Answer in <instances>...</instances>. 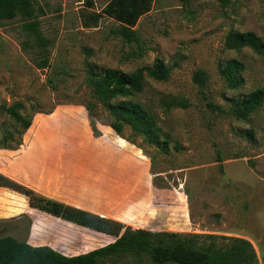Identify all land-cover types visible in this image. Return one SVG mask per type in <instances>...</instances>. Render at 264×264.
Segmentation results:
<instances>
[{
    "label": "rangeland",
    "instance_id": "obj_1",
    "mask_svg": "<svg viewBox=\"0 0 264 264\" xmlns=\"http://www.w3.org/2000/svg\"><path fill=\"white\" fill-rule=\"evenodd\" d=\"M110 1L35 0L43 10L40 30L50 41V67L45 69L36 66L39 58L33 51L21 49L22 22H3L0 106L22 102V113L33 122L18 149H0V171L43 195L93 210L109 200L133 226L148 224L133 217L137 202L141 212L152 210L154 220L160 217V226L170 232L248 239L264 264V102L247 121L208 106L213 102L227 109L230 100L264 89V54L225 47L230 31H252L264 41V0H232L227 8L214 0H193L190 8L180 0H155L134 28L143 48L136 59L129 55L137 45L114 34L119 26L114 20L104 16L97 27L84 26L85 18L100 13ZM156 60L172 68L171 77L164 83L149 81L143 98L183 97L190 104L169 112L156 110L169 152L161 153L142 137L132 144L118 136L106 125L101 106L94 119L101 136L95 138L82 106L94 100L84 84L86 69L132 72ZM230 60L245 66L244 85L238 90L228 89L219 73ZM198 70L208 75L203 89L193 80ZM49 78L58 79L56 89ZM11 124L6 115L0 116V137L13 129ZM99 186L117 195L102 194ZM42 227L82 237L87 242L84 251L106 240L32 209L24 195L0 187V237L27 242ZM54 238L56 232L45 241ZM134 260L127 256L107 264Z\"/></svg>",
    "mask_w": 264,
    "mask_h": 264
},
{
    "label": "trees",
    "instance_id": "obj_2",
    "mask_svg": "<svg viewBox=\"0 0 264 264\" xmlns=\"http://www.w3.org/2000/svg\"><path fill=\"white\" fill-rule=\"evenodd\" d=\"M155 0H111L100 13H92L85 21V27H97L99 20L106 16L119 24L114 34L128 44H136L137 51L130 53L133 59L142 57L143 48L138 32L134 29L139 20L151 11ZM185 8H190L193 0H180ZM227 8L232 0H214ZM90 7L92 2L88 3ZM43 10L35 0H0V27L4 21L20 20L25 38L21 44L23 52H34L39 58L36 66L50 67L47 51L50 41L41 30L39 16ZM227 50L250 49L256 54H264V41L254 32L230 31L226 37ZM245 66L238 60H230L220 66L219 73L230 90H238L244 85ZM172 68L162 60L151 66H143L132 72L116 68L98 71L86 69L85 86L90 90L93 101L83 102L89 117L92 135L101 136L94 119L101 106L107 115L106 125L118 136L136 144L135 138L155 146L161 153L169 152L168 137L163 136L159 124L158 109L169 112L172 109L188 108L189 102L183 97L153 100L143 98L149 81L164 83L169 81ZM59 73V72H58ZM65 73V70H63ZM193 80L202 89L208 75L198 70ZM49 84L56 89L58 79L49 78ZM143 98V99H142ZM264 102V89H258L243 98L230 100L227 109L209 102L208 106L226 113L236 120L247 121ZM22 102L10 106H0V116L6 115L13 129H7L0 137V149L16 150L22 145L23 135L30 130L33 118L22 113ZM18 127V128H17ZM130 135L125 136V130ZM18 134V137L15 134ZM251 135V134H250ZM142 148L141 146H139ZM152 159V158H151ZM0 187L24 195L30 208L57 217L66 223L114 236L116 240L102 248L76 256H65L49 246H31L12 236L0 237V264H107L116 258L134 257V264H260L253 244L242 237H227L213 234H186L170 231L152 232L135 229L118 221L102 217L87 210L79 209L37 193L32 188L17 182L0 172ZM90 232V231H88ZM96 234V233H95ZM146 261V262H145Z\"/></svg>",
    "mask_w": 264,
    "mask_h": 264
},
{
    "label": "crops",
    "instance_id": "obj_3",
    "mask_svg": "<svg viewBox=\"0 0 264 264\" xmlns=\"http://www.w3.org/2000/svg\"><path fill=\"white\" fill-rule=\"evenodd\" d=\"M8 151H13V150H8ZM99 189H101L100 193L102 192V194L108 193V194L113 195V196L117 195V194H114L113 192H110L109 190L106 191L105 187H103V186H99L97 188V190H99ZM33 190H35V189H33ZM36 192L39 193L38 191H36ZM39 194H41V193H39ZM41 195H43V194H41ZM44 196L51 198V199H54V200H57V201H60V202L65 203L67 205L79 208V209L90 211V212L95 213L97 215H100L102 217L118 221V222H120L126 226H130V227L135 228V229H143V230L152 231V232L169 231L167 229H164L163 226H160V223L158 222L161 219L160 217L157 218L158 221L154 220L155 215L153 214L152 210L148 211L147 209H145L146 206H148V204L147 205L144 204V209L146 210V212H141V210L139 209L140 205L137 202H134L132 207L135 208V210L137 211L135 213H138V214H135L133 217L138 218V220L139 219L145 220L148 222V224L146 226H133V225L127 223L123 219L124 216H128L125 214V212L113 210V208L116 205H113L112 202L109 200L100 201L99 205L97 206L98 209L94 208L96 210H93V209L86 208V207L81 206V205H77V204L71 202L70 200H67V199L62 198V197L59 198V197H52V196L49 197L47 195H44ZM109 202H111V204H109ZM131 204H132V202L130 204L127 203V205H129V206H131ZM94 206H96V204L91 203V207H94ZM97 210H99V211H97ZM185 219L186 218L183 219L184 222H185ZM33 224H35V220H33ZM42 228H41V231L37 235L31 234L32 240L27 241V243L30 244L31 246H35V247L36 246H49L52 249L62 253L65 256H76V255L84 254V253H87L89 251L105 247V246L113 243L116 240V238L114 236L104 234V233L95 232V231L88 229V231H90L91 233H96V234H94L95 236H93L94 239H95V237H101V238L103 237L106 240L103 242L97 243L95 246L91 247L89 250L84 251L83 248H85L87 246V242L84 241L82 237L72 238V237L62 233L59 228H55L52 230H47L45 228H43V229ZM53 232H56L57 238H54V239L46 242L45 237L48 234L49 235L51 233L53 234ZM76 241H77L78 245L73 246V247H75V249H74L71 246V243L76 242Z\"/></svg>",
    "mask_w": 264,
    "mask_h": 264
}]
</instances>
